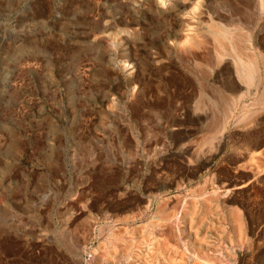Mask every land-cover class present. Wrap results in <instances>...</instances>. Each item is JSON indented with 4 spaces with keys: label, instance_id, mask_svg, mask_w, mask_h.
Wrapping results in <instances>:
<instances>
[{
    "label": "rangeland",
    "instance_id": "obj_1",
    "mask_svg": "<svg viewBox=\"0 0 264 264\" xmlns=\"http://www.w3.org/2000/svg\"><path fill=\"white\" fill-rule=\"evenodd\" d=\"M263 57L264 0H0V264H264Z\"/></svg>",
    "mask_w": 264,
    "mask_h": 264
},
{
    "label": "bare ground",
    "instance_id": "obj_2",
    "mask_svg": "<svg viewBox=\"0 0 264 264\" xmlns=\"http://www.w3.org/2000/svg\"><path fill=\"white\" fill-rule=\"evenodd\" d=\"M261 2V1H260ZM204 3V2H203ZM215 4V3H214ZM203 5V4H202ZM218 5V4H217ZM216 7V6H215ZM219 28V27H218ZM213 30V29H212ZM213 32V31H212ZM205 33V32H204ZM216 37L221 40L222 42V39L223 38H227V39H234V37L231 38L230 36V32H226V31H222L221 33L219 32V30H217V32L215 33ZM239 39V37H238ZM216 40V39H215ZM245 40V39H244ZM236 42V41H235ZM213 43V42H212ZM224 43V41H223ZM244 43V42H243ZM216 46V45H215ZM227 46V45H225ZM230 47V46H229ZM234 47V46H233ZM236 47V46H235ZM253 49V48H252ZM225 50V49H224ZM241 50V49H240ZM245 50V49H244ZM242 49V51H244ZM220 51V50H219ZM238 51V50H237ZM225 53V52H224ZM244 53V52H243ZM238 54V53H237ZM239 56V55H238ZM249 56V55H247ZM261 57L263 55H260ZM241 57V56H239ZM245 58V57H244ZM250 58V56H249ZM264 58V57H263ZM262 58V59H263ZM220 59V58H219ZM253 59H254V56H253ZM253 59H248L246 61H238L237 63V74L238 76L243 80L244 83L248 84L249 86L254 82V79H255V74L257 72V64L256 62L253 60ZM217 60V59H216ZM264 60V59H263ZM264 65V64H263ZM235 69V68H234ZM199 75V74H198ZM200 77V76H199ZM213 79V78H212ZM264 81V80H263ZM258 83V81H257ZM262 85V84H261ZM213 87V86H212ZM246 87V86H245ZM257 88V87H256ZM263 93V92H262ZM263 96L261 97V99L264 97V93L262 94ZM226 96V95H225ZM242 97V96H241ZM222 102V101H221ZM218 121V120H217ZM223 121V120H222ZM216 123V122H215ZM263 171V170H262ZM228 193V192H227ZM222 194V193H221ZM202 195V194H201ZM228 195V194H227ZM209 196V195H208ZM219 196V195H218ZM191 197V196H190ZM221 197V196H220ZM195 198V197H194ZM209 198V197H208ZM212 198V197H211ZM210 199V198H209ZM177 200V199H176ZM212 201V200H211ZM223 206V204H222ZM188 207V206H187ZM148 208V207H147ZM158 215V214H157ZM141 217V216H140ZM159 218V217H158ZM214 220V219H213ZM133 222V221H132ZM223 223V222H221ZM175 224V223H174ZM231 224V223H230ZM201 229V228H200ZM246 231V230H245ZM210 232V231H209ZM232 237V236H231ZM109 238V237H108ZM205 242V241H204ZM145 246V245H144ZM163 247V246H161ZM174 255V254H173ZM227 256V254H226ZM179 257V256H178ZM185 259V258H184ZM99 260V259H98ZM206 260V259H205ZM245 260V259H244ZM100 261V260H99Z\"/></svg>",
    "mask_w": 264,
    "mask_h": 264
}]
</instances>
